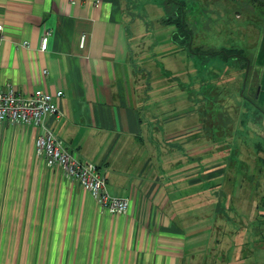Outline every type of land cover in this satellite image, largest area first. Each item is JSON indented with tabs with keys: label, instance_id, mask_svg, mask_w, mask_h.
I'll use <instances>...</instances> for the list:
<instances>
[{
	"label": "crops",
	"instance_id": "obj_1",
	"mask_svg": "<svg viewBox=\"0 0 264 264\" xmlns=\"http://www.w3.org/2000/svg\"><path fill=\"white\" fill-rule=\"evenodd\" d=\"M126 11L123 0H0V87L52 94L60 113L45 122L75 158L98 166L110 195L128 199L121 213L99 207L77 180L36 154L41 127L1 122L0 218L14 222L0 231V264L229 262L206 255L215 219L211 192L229 181L227 165L234 187H249V197L260 192L264 71L252 97L257 102L245 96L246 81L235 96L221 98L236 109L227 122H236L240 150L211 146L212 132L205 131L211 123L194 110L195 100L204 99V81L195 99L176 73L158 70L153 60L162 51L141 49L144 35L131 30L139 22L126 21ZM166 45L172 58L178 46L172 38ZM167 65L172 68L170 60ZM240 97L246 102L235 103ZM185 112L187 124L178 129L175 121ZM230 125L217 133L229 145ZM215 146L226 156L221 162ZM213 192L216 206H223L228 197ZM253 214L245 239L251 256L228 264H264V246L256 242L260 212Z\"/></svg>",
	"mask_w": 264,
	"mask_h": 264
},
{
	"label": "rangeland",
	"instance_id": "obj_2",
	"mask_svg": "<svg viewBox=\"0 0 264 264\" xmlns=\"http://www.w3.org/2000/svg\"><path fill=\"white\" fill-rule=\"evenodd\" d=\"M171 1L168 3L166 0H123L124 8L127 10L126 21L130 22L135 19L139 22L136 28L132 26L131 30L136 35H144L143 38L146 41L141 42V49L148 54L155 50L158 52L157 49L162 51L153 60L158 70L163 67L168 68L169 72L173 71L171 74L176 73L179 83L184 85L185 92L196 96L195 99L200 97L198 102L195 100L194 110L195 114L206 113V118L209 124L211 123L205 128V131H209V135L212 132L209 136L211 146L220 143L221 149L225 148L231 153H237L240 149L234 143L238 140L235 132L236 122H232L231 125L227 122L228 115H234L236 109L229 107L230 101L225 100L224 102L221 98H225V95L231 96V94L235 96L236 92L241 91L240 88H243V83L246 81L245 96L251 98L249 102L256 101V98L252 97L255 95L259 78L262 76L261 72L264 71V57H262L264 56V0H182L186 22L193 33L189 45L191 52L189 48L177 47L174 52H171L172 58H169L170 52L168 53L167 49L170 45L166 44H169L171 40L175 25L162 24L160 20L168 11L171 14L174 13L175 5ZM153 40H157V45ZM220 49L233 51L235 58L223 59L221 56L210 54L211 51L215 52ZM169 60L172 68L167 65ZM200 81L205 83L202 100L198 95V82ZM240 102L246 101H243L241 97L235 101L237 104ZM245 108L250 111L253 107L247 102ZM186 113L183 114L184 118L180 116L175 121L174 125L178 129H182L187 124L186 121L189 118L185 116ZM227 124L232 128L230 131L232 136L229 137L231 145L223 141L226 136L217 135L219 132H226ZM260 142L264 141L260 140ZM211 149L217 152L216 155L220 162L224 160L226 156L223 157L222 153H218L216 146ZM215 161L216 159L211 161L212 167ZM227 167L229 181L227 179L226 184L220 183L221 188L213 187L211 192L210 208L211 213L215 214V219L214 222L212 220L214 227L209 236L210 249L206 255L212 261L224 257H227L229 262L237 258H250L252 251L248 245H245L247 230L250 227L248 218L251 215L254 216L253 213L258 214L264 210V206L261 205L262 197H264V172L259 170L260 192L255 195L252 190L251 197H249V187L244 186V189L241 186L239 188V185L233 186L231 183L232 169L230 171L228 165ZM232 168L234 169L233 166ZM238 179L240 180V177ZM220 180L221 177H217L214 182ZM215 189L228 197L221 207L216 206V202L213 201L216 198L213 192ZM216 210H219L220 214H217ZM12 222L14 219L0 218V231L9 229ZM255 227L258 231L256 242L262 248L261 246H264V213L259 214ZM1 235L0 240L3 241ZM247 263L243 262V264Z\"/></svg>",
	"mask_w": 264,
	"mask_h": 264
},
{
	"label": "built area",
	"instance_id": "obj_3",
	"mask_svg": "<svg viewBox=\"0 0 264 264\" xmlns=\"http://www.w3.org/2000/svg\"><path fill=\"white\" fill-rule=\"evenodd\" d=\"M48 34L47 31L41 38L42 48L47 44ZM61 95L62 91L56 92L58 98ZM59 113L53 95L44 89H35L28 95H22L12 85L0 87V123H23L41 127L42 132L34 139V147L45 164L59 168L67 177L77 180L94 197L99 207L112 213L124 212L128 207V199L110 195L106 189V179L98 166L75 158L45 122L47 117H57Z\"/></svg>",
	"mask_w": 264,
	"mask_h": 264
},
{
	"label": "trees",
	"instance_id": "obj_4",
	"mask_svg": "<svg viewBox=\"0 0 264 264\" xmlns=\"http://www.w3.org/2000/svg\"><path fill=\"white\" fill-rule=\"evenodd\" d=\"M170 3L171 0H166ZM175 5L174 13L171 14L169 11L163 18L160 20L162 24H173L175 25V30L171 34L172 41L181 49L189 48L190 51V44H191V37L192 31L190 29L189 24L186 22V14L184 10V3L182 0L180 1H171ZM198 50V48L196 49ZM191 52V51H190ZM197 52V51H195ZM210 54L221 56L223 59H230L232 60L235 58V54L233 51L228 49H220L216 50L215 52L211 51ZM264 161V158H262ZM261 205L264 206V197H262ZM264 213V210L260 211Z\"/></svg>",
	"mask_w": 264,
	"mask_h": 264
}]
</instances>
